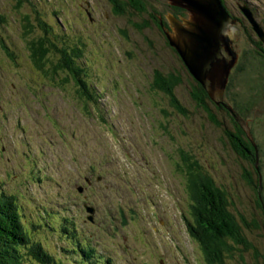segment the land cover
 I'll list each match as a JSON object with an SVG mask.
<instances>
[{"label":"rangeland","instance_id":"rangeland-1","mask_svg":"<svg viewBox=\"0 0 264 264\" xmlns=\"http://www.w3.org/2000/svg\"><path fill=\"white\" fill-rule=\"evenodd\" d=\"M147 1L170 11L168 0ZM224 3L236 18L228 34L242 65L231 73V93L248 103L243 123L263 148L264 185V62L255 53L260 38L241 9L248 6L264 26V0ZM127 12L116 14L109 0H0V191L14 196L32 237L56 256L78 241L56 231L68 213L82 241L90 240L107 264H208L189 232L197 223L180 161L185 150L227 190L231 209L246 216L244 231L255 249L236 251L226 264H263L264 208L244 174L254 170L226 133L230 114L209 102L222 125L211 120L178 53L157 27L138 30L146 16ZM26 16L33 34H26ZM33 37L79 45L77 61L97 88L95 102L77 96L67 71L51 78L36 68L27 47ZM156 69L182 75L176 94L185 112L154 88ZM28 258L23 264H40Z\"/></svg>","mask_w":264,"mask_h":264},{"label":"trees","instance_id":"trees-1","mask_svg":"<svg viewBox=\"0 0 264 264\" xmlns=\"http://www.w3.org/2000/svg\"><path fill=\"white\" fill-rule=\"evenodd\" d=\"M109 2L113 11L118 15L130 14L127 12L128 8H133L141 14L150 13L155 21H158L147 0H109ZM180 11L182 12L183 10ZM3 19L4 17H1V20ZM25 21L26 34H33L34 28L31 29L32 25L29 16H26ZM141 25L145 26L144 23ZM260 25L263 26L262 24ZM42 27H44L43 24ZM165 34L167 36V31ZM262 43L260 40L255 43L254 47L255 53L264 62V43ZM27 47L33 64L43 75L55 78L62 71H67L69 77L65 81H70L71 78L74 80L75 85L78 86L77 96L80 95L87 103L97 100V88H93L84 79L82 73L85 68L79 65L77 61L80 52H82L79 45L66 43L64 46H58L47 38L33 37L27 41ZM237 67H242V65L237 63L232 71ZM231 73L228 86V89H230V104L243 118L248 113V106L246 105L248 103H242L237 94L231 93ZM154 77V88L165 93L170 98L172 105L179 111L185 112L186 107L182 105L176 94L177 86L182 83V75L175 71H169L165 74L161 70L156 69ZM192 94L199 106L201 104L204 107L210 119L217 125H222L209 106V102H213V100L195 78ZM222 107L220 105L219 109L224 108ZM230 117L233 128L226 130V133L233 148L242 158L249 162L252 170H254L253 174L255 173L256 177L250 171H246L244 174L255 191L258 206L264 208V185L263 180L260 178L263 167L260 155L263 153V148L261 144L257 143L259 151L257 167L255 147L248 139L247 133L240 123L231 114ZM251 133L253 135V131ZM180 159L184 164L183 168L187 170V189H189L188 192L192 199L191 206L197 223L196 226H191L189 232L201 244L208 264H226L227 257H234L236 251L244 252L249 248L255 249L244 231V226H249L246 216L238 212V210L235 213L231 209L233 204L230 201L227 190L216 184L214 178L202 168L199 160L194 159L193 155L182 150ZM23 216V211L19 210L14 196H9L5 192L0 191V264H23L24 258H28V256H30L28 259H34L40 264H101V262L107 264L110 261V259L105 260L102 254L98 253L95 245H92L90 240L88 243L82 241L79 232L77 234L76 228L70 225L68 213L62 215L61 219H57L58 227H56V231L59 237L61 235L68 237L69 242H72L73 239L78 241L73 244L75 248L74 246H71L72 248H63L62 253L58 256L51 253L48 250L49 247L45 246L41 241L32 237L30 223L26 225L25 221L27 219H24ZM33 227L36 226L33 225Z\"/></svg>","mask_w":264,"mask_h":264},{"label":"water","instance_id":"water-1","mask_svg":"<svg viewBox=\"0 0 264 264\" xmlns=\"http://www.w3.org/2000/svg\"><path fill=\"white\" fill-rule=\"evenodd\" d=\"M168 2L188 11V17H182L181 20L173 14L168 15L172 32L168 31L167 37L171 47L177 51L187 69L208 92L211 99L228 110L243 127L255 147L258 167L259 151L255 138L245 127L240 114L224 99L230 73L239 60L228 34L234 27L236 18L223 0H168ZM241 9L264 43L263 26L256 20L248 6H242ZM90 18L92 19L91 15ZM260 178L262 180V176ZM90 210L94 213L93 208ZM89 219L92 220L93 216H89ZM159 264L165 263L161 260Z\"/></svg>","mask_w":264,"mask_h":264},{"label":"flooded vegetation","instance_id":"flooded-vegetation-1","mask_svg":"<svg viewBox=\"0 0 264 264\" xmlns=\"http://www.w3.org/2000/svg\"><path fill=\"white\" fill-rule=\"evenodd\" d=\"M89 6V5H88ZM167 6L170 8V11H168L167 13L166 12H161L159 11L158 9L156 10L155 8H150L153 10V12H155V15L158 19V21H155L154 17L151 16V14L149 15L150 18L147 17V14L149 13H143L141 14V16H146V18L143 19L142 23L140 24H136L137 27H138V30L140 32H143L146 28H150V27H157L159 29V31L163 34V36L165 37L166 39V42L167 44L170 45L169 43V40L167 39V36L165 34V32L169 31V32H172V28H171V23L169 21V18H168V15L169 14H173L175 17H177L179 20L182 18V17H187L188 16V11L184 8H181V7H178V6H173L171 5L170 3L167 4ZM179 8V9H177ZM91 8H86V11H87V14L90 15L92 14ZM155 9V10H154ZM180 10H183L182 12ZM136 11V10H135ZM136 12H139V11H136ZM117 14V13H116ZM121 15V14H120ZM145 24V26H142L141 24ZM171 46V45H170ZM173 48V47H172ZM174 49V48H173ZM175 50V49H174ZM176 51V50H175ZM184 63V62H183ZM184 66L186 67V65L184 64ZM187 68V67H186ZM232 72V71H231ZM229 82H230V77H229ZM229 82H228V85H227V88L225 90V99L227 98L228 94L230 96V89H228V86H229ZM230 99V97H229ZM230 104V102H229ZM218 108L219 106L216 105ZM223 108V107H222ZM224 111H227L229 113L228 110L224 109ZM230 114V113H229Z\"/></svg>","mask_w":264,"mask_h":264},{"label":"bare ground","instance_id":"bare-ground-1","mask_svg":"<svg viewBox=\"0 0 264 264\" xmlns=\"http://www.w3.org/2000/svg\"><path fill=\"white\" fill-rule=\"evenodd\" d=\"M189 72H190V70H189ZM191 73V72H190ZM192 75V74H191ZM113 183V182H112Z\"/></svg>","mask_w":264,"mask_h":264}]
</instances>
